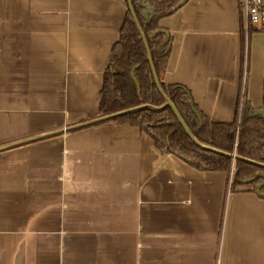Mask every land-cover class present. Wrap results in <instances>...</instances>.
Listing matches in <instances>:
<instances>
[{
  "label": "crops",
  "instance_id": "0c3cea01",
  "mask_svg": "<svg viewBox=\"0 0 264 264\" xmlns=\"http://www.w3.org/2000/svg\"><path fill=\"white\" fill-rule=\"evenodd\" d=\"M128 0H0V264H264V196L99 111ZM162 81L206 119L264 109V28L237 0L159 20ZM247 69L244 71L245 66Z\"/></svg>",
  "mask_w": 264,
  "mask_h": 264
},
{
  "label": "trees",
  "instance_id": "16d2710c",
  "mask_svg": "<svg viewBox=\"0 0 264 264\" xmlns=\"http://www.w3.org/2000/svg\"><path fill=\"white\" fill-rule=\"evenodd\" d=\"M185 1L128 0L132 14L129 9L119 37L111 47L100 90L99 111L101 115L122 111L111 119L139 127L163 151L176 153L196 167L228 172L232 162L230 154L235 150L238 157L234 161L235 187L250 186L255 190L264 179V118L250 115L255 108L244 98L242 113L237 112L229 122L206 119L194 104L199 121L188 106V90L162 81L171 38L165 41L164 33L153 34L162 29L159 20L173 14ZM143 2L152 7V13L147 16L143 15ZM167 100L173 103L194 139L166 104ZM261 193L264 194V184Z\"/></svg>",
  "mask_w": 264,
  "mask_h": 264
},
{
  "label": "built area",
  "instance_id": "2783aa9c",
  "mask_svg": "<svg viewBox=\"0 0 264 264\" xmlns=\"http://www.w3.org/2000/svg\"><path fill=\"white\" fill-rule=\"evenodd\" d=\"M239 7L240 20L246 25H253L256 27L264 28V0H237ZM237 143H234V149ZM235 154V150L232 152ZM232 158L231 166L227 172V185L228 192L231 190L229 187L233 181L234 175V161Z\"/></svg>",
  "mask_w": 264,
  "mask_h": 264
},
{
  "label": "water",
  "instance_id": "95a60500",
  "mask_svg": "<svg viewBox=\"0 0 264 264\" xmlns=\"http://www.w3.org/2000/svg\"><path fill=\"white\" fill-rule=\"evenodd\" d=\"M141 5L144 7V11H143V15H144V16H147L148 14L152 13V7H151L149 4L143 2V3H141ZM160 32H162V33L165 34V36H166V40H165V41H167V40L169 39V34H168V32H167L166 30H164V29H159V30H157V31L153 34V36L156 35L157 33H160ZM186 95H187V98H188L187 103H188V106H189L190 110L194 113V115L196 116V118H197L199 121H201L200 115H199V114L197 113V111L195 110L194 102H193L191 96L189 95V93H187ZM166 104L169 105V106L173 109V111L175 112V114H176L177 117L179 118L181 124L183 125V127L185 128V130L187 131V133L189 134V136H191L192 139H194V137L192 136L191 132H190V131L188 130V128L185 126V124H184L183 120L181 119L179 113H178L177 110L175 109L173 103H172L170 100H167V101H166ZM120 112H122V111H120ZM120 112H116L115 114H119ZM115 114H114V115H115ZM249 114H250V115L258 114V115H260V116H262V117L264 118V109H255V110H253L252 112H250ZM114 115H112V116H114ZM164 152H168V151L165 150ZM230 155H231V157L238 158V157L236 156V153H235V154L231 153ZM261 175H262V174H261ZM263 184H264V179H263L262 182H260L259 184H257L256 187H255V190H256L257 194L260 195V196H264V194L261 193V187L263 186Z\"/></svg>",
  "mask_w": 264,
  "mask_h": 264
},
{
  "label": "rangeland",
  "instance_id": "374dc122",
  "mask_svg": "<svg viewBox=\"0 0 264 264\" xmlns=\"http://www.w3.org/2000/svg\"><path fill=\"white\" fill-rule=\"evenodd\" d=\"M129 13L132 14V10H131V9L129 10ZM233 176L235 177V175H233ZM234 177H233V181H232V183H231V185H230V187H229V188L231 189L230 191L234 190V188H240V187H242V186H236V187H235V184H234ZM244 187H248V186H244Z\"/></svg>",
  "mask_w": 264,
  "mask_h": 264
}]
</instances>
